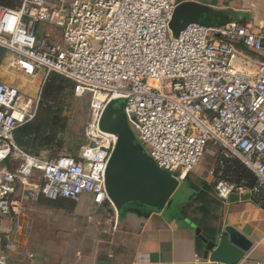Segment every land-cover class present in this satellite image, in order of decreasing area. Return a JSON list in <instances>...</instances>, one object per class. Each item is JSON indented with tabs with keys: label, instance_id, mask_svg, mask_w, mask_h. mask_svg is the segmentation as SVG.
Wrapping results in <instances>:
<instances>
[{
	"label": "built area",
	"instance_id": "built-area-1",
	"mask_svg": "<svg viewBox=\"0 0 264 264\" xmlns=\"http://www.w3.org/2000/svg\"><path fill=\"white\" fill-rule=\"evenodd\" d=\"M184 0H18L0 2V47L9 65L42 78L55 73L89 99L85 141L76 155L28 152L15 140L41 100L0 81V216L16 220L39 197L77 201L118 212L105 186L117 135L101 130L113 99L144 152L178 180L206 153L219 166L238 160L253 176H222L215 195L248 194L264 207V22L230 19L188 23L176 37L169 22ZM0 234V264H13ZM23 259L34 254L24 246ZM227 264V263H218ZM239 264V263H235Z\"/></svg>",
	"mask_w": 264,
	"mask_h": 264
},
{
	"label": "rangeland",
	"instance_id": "rangeland-1",
	"mask_svg": "<svg viewBox=\"0 0 264 264\" xmlns=\"http://www.w3.org/2000/svg\"><path fill=\"white\" fill-rule=\"evenodd\" d=\"M211 6L225 10L230 19L252 18L256 23L264 22V0H212ZM53 74H50L41 86L40 75L30 77L12 68L9 65V52L0 47V81L18 87L24 99H35L38 90L42 87L36 114L25 124V127L17 131V143L28 152L46 156L60 153L76 155L85 141L84 126L89 99L75 96L72 86L61 82V77L50 78L54 76ZM232 161L224 163L221 168L216 158L206 153L189 172L198 171L199 177L193 180V184L198 189L206 185L205 190L210 198L219 203L220 201L215 197L214 185L220 169L223 172L222 176L232 181H238L240 178H245L247 184L252 181L249 172H243L239 177V174L233 170L235 165ZM189 183H191L190 179L179 182L170 197L172 203L168 209L175 211L179 203L188 199L193 185ZM38 202V204L32 202L33 204L27 206L20 215V219L29 218V223H22L19 219L21 234L16 235L20 242L18 249L24 246L33 252L32 249L46 246L52 240L55 245L98 247L99 252H102L100 255L114 251L116 248L121 253H126V233L121 235L122 233L117 232L120 228V219L119 217L115 219L113 208L106 206L96 209L88 194H83L77 205L68 199L50 200L42 196ZM192 202L197 201L193 198ZM216 209L217 207L211 209V213L207 216L208 220L213 222L220 217L219 210L215 211ZM36 233L38 236L35 235Z\"/></svg>",
	"mask_w": 264,
	"mask_h": 264
},
{
	"label": "crops",
	"instance_id": "crops-1",
	"mask_svg": "<svg viewBox=\"0 0 264 264\" xmlns=\"http://www.w3.org/2000/svg\"><path fill=\"white\" fill-rule=\"evenodd\" d=\"M17 1L0 0L7 5H14ZM195 1L212 4V0ZM186 175L179 182L190 179L189 184H193V180L199 177L198 171ZM191 189L188 199L179 203L175 211L168 209L172 203L169 199V203L160 210L138 211L133 205H128L120 214L118 212L120 228L117 232L121 235L126 233L125 254L116 248L100 255L102 252L98 247L55 245L50 240L46 246L32 249L34 257L25 261L21 249H18L20 242L16 235L20 234H17L14 226L16 220L0 216V234L11 233L8 243L4 240V245L13 264H218L221 262L209 258L210 251L205 255L203 239H213L226 225H230L252 243L238 263L264 264V207L248 194L233 193L226 202L215 195L221 204L207 198L209 204L204 208L202 201L192 202L196 191ZM38 201L35 203L38 204ZM78 201L72 202L77 205ZM216 207L220 217L212 222L207 216ZM20 220L29 223V218ZM35 235L38 236L37 233Z\"/></svg>",
	"mask_w": 264,
	"mask_h": 264
},
{
	"label": "water",
	"instance_id": "water-1",
	"mask_svg": "<svg viewBox=\"0 0 264 264\" xmlns=\"http://www.w3.org/2000/svg\"><path fill=\"white\" fill-rule=\"evenodd\" d=\"M229 20L225 10L195 0H184L175 7L169 27L176 37L191 22L209 26L224 24ZM99 126L101 130L117 135L105 171L106 191L117 212L127 205H133L138 211L141 208L160 210L169 203L179 180L169 171L159 168L135 141L122 112V100L108 102ZM203 241L205 255L210 251L211 260L227 264L238 263L252 244L230 225H226L213 239L204 238Z\"/></svg>",
	"mask_w": 264,
	"mask_h": 264
},
{
	"label": "trees",
	"instance_id": "trees-1",
	"mask_svg": "<svg viewBox=\"0 0 264 264\" xmlns=\"http://www.w3.org/2000/svg\"><path fill=\"white\" fill-rule=\"evenodd\" d=\"M54 76L53 77H50V78H54V77H61V82H63V83H69L71 86H72V82L71 81H69L67 78H64V77H62V76H60V75H58V74H53ZM49 78V77H48ZM25 124H27V123H25ZM25 124H23V125H21L20 127H18V129L16 130V133H15V140H16V138H18L17 136H16V134H17V131L19 130V129H21V128H23V127H25ZM17 142V141H16ZM22 147V146H21ZM23 148V147H22ZM233 164L235 165V167L233 168V170H234V172H236L237 174H239V177L242 175V173L244 172H249L250 173V171L247 169V168H245L238 160H236V159H234L233 161ZM251 174V173H250ZM187 176V175H186ZM186 176H185V178H186ZM251 176H252V174H251ZM253 176H252V181H251V183L253 182ZM250 183V184H251ZM195 191H196V193H195V199H196V201H202V207H204V208H207L208 206H207V204H209V202L207 201L208 199L207 198H209L210 199V196L208 195V192L205 190V187H206V185H204V187L203 188H197V186L195 185V184H193L192 186H191ZM57 199V198H56ZM63 199H66V198H63ZM69 200V199H68ZM71 201V200H70ZM128 206V205H127ZM127 206H124L121 210H123V209H125ZM201 208V207H200ZM121 210L119 211V214H120V212H121Z\"/></svg>",
	"mask_w": 264,
	"mask_h": 264
},
{
	"label": "flooded vegetation",
	"instance_id": "flooded-vegetation-1",
	"mask_svg": "<svg viewBox=\"0 0 264 264\" xmlns=\"http://www.w3.org/2000/svg\"><path fill=\"white\" fill-rule=\"evenodd\" d=\"M141 210L143 211V210H145L144 208H141Z\"/></svg>",
	"mask_w": 264,
	"mask_h": 264
}]
</instances>
